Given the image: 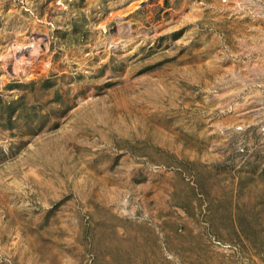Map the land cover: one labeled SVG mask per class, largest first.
<instances>
[{"label":"rangeland","instance_id":"374dc122","mask_svg":"<svg viewBox=\"0 0 264 264\" xmlns=\"http://www.w3.org/2000/svg\"><path fill=\"white\" fill-rule=\"evenodd\" d=\"M0 264H264V0H0Z\"/></svg>","mask_w":264,"mask_h":264}]
</instances>
